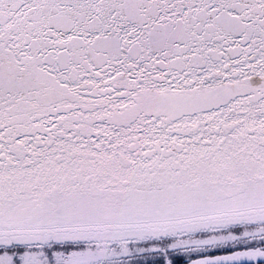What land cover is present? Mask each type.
<instances>
[{
  "label": "snow or ice",
  "instance_id": "6c2138e0",
  "mask_svg": "<svg viewBox=\"0 0 264 264\" xmlns=\"http://www.w3.org/2000/svg\"><path fill=\"white\" fill-rule=\"evenodd\" d=\"M0 264H264V0H0Z\"/></svg>",
  "mask_w": 264,
  "mask_h": 264
}]
</instances>
